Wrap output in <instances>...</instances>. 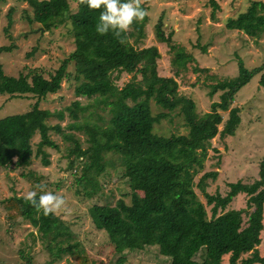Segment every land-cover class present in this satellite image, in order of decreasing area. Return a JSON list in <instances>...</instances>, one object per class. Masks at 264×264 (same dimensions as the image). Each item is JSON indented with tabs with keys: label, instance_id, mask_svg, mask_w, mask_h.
Returning a JSON list of instances; mask_svg holds the SVG:
<instances>
[{
	"label": "trees",
	"instance_id": "1",
	"mask_svg": "<svg viewBox=\"0 0 264 264\" xmlns=\"http://www.w3.org/2000/svg\"><path fill=\"white\" fill-rule=\"evenodd\" d=\"M24 1L30 7V10L21 9L26 21H35L44 29L66 25L65 31L72 35L74 47L47 77L35 67L16 75L7 74L0 62V93L10 97L36 96L28 110L0 117V166L29 164L31 155L40 156L41 163L48 164V152L43 145L58 147L49 136L48 131L53 130L69 142L63 155L66 169L76 183L74 191L92 199L87 206L88 215L93 226L101 229L112 245L117 254L116 264L125 259L132 242L155 244L159 254L168 257L170 264H220L224 254H227L226 264H264V254L257 250L264 226V153L258 161V176L250 181L228 180L225 192L205 189L207 179H214L216 170L204 171L195 183L189 170L192 163L200 164V156H203L197 147L202 148L216 133L220 136L234 133L240 119L239 107L231 105L234 94L259 71L258 83L264 85V63L247 68L238 57L235 75L219 79L212 75L215 80L207 83V92L211 96L220 90L218 99L210 101L209 110L198 115L193 99L178 92L174 78L194 57L172 41L170 30L164 31L161 14L153 23V31L155 37L167 45L172 75L157 73L159 52L155 45H136L142 36V22H135L131 27L135 32L133 41L128 40L127 33V42L121 44L111 32L103 36L97 34L95 25L99 11L90 10L79 0H75V9L70 7L69 0ZM207 2L210 16L214 17L218 0ZM12 9L10 5L6 11L4 31L12 21ZM224 26L258 36L264 30V1L249 0L244 9L226 17ZM12 47L11 42L0 44V52ZM68 64L72 66L71 72L66 69ZM121 72L131 73V78L118 86L115 80ZM69 75L74 79L75 93L93 97L95 105L108 111L104 124L77 120L78 112L85 106L75 100L64 107L73 120L65 124L46 122L50 111L38 108L37 99L55 91L61 78ZM150 99L159 107L154 114ZM174 108H178L183 117L186 133L154 132L153 123ZM224 110L227 112L223 119L220 111ZM55 113L62 117V110ZM73 130L84 132L85 145ZM35 132L38 139L32 149L30 138ZM108 152L115 154L117 167L121 168L128 184V201L118 197L113 204L100 202L99 187L87 188L83 184L85 177L94 178L106 165L114 166L113 161L105 157ZM193 185L202 192L205 203L196 197ZM137 189H141L142 194H138ZM240 192L247 194L245 206H249V210L245 220L241 216L243 207L227 206ZM1 202L7 220L32 215L42 235L49 233L53 240L57 236L69 239L72 235L57 214L43 215L22 195L11 194ZM77 246L76 241L59 243L51 253L59 256L67 252L75 262L85 263L84 253Z\"/></svg>",
	"mask_w": 264,
	"mask_h": 264
},
{
	"label": "rangeland",
	"instance_id": "2",
	"mask_svg": "<svg viewBox=\"0 0 264 264\" xmlns=\"http://www.w3.org/2000/svg\"><path fill=\"white\" fill-rule=\"evenodd\" d=\"M248 1L218 0L214 17L210 16L207 0H145L143 4L148 14L142 21V36L138 38L136 45H155L159 52V57L156 59L157 73L172 75L167 45L158 40L153 31V23L161 14L164 31L170 30L172 41L183 46L186 51H190L194 57L193 61L187 63V68L174 78L178 92L193 99L198 115L209 110L210 101L217 100L220 92L217 90L209 96L207 83L213 82L215 78L235 75L238 57L247 68L264 63V30L258 36H253L236 28L224 26L226 17L234 16L244 9ZM69 4L75 9V0H69ZM10 5H13L12 21L7 31H4L3 27L7 21L6 11ZM23 7L30 10L24 0H0V44L9 42L13 44L11 50L0 52L3 71L16 75L17 72H24L28 67H35L47 77L48 72H52L60 59L74 47L72 35L66 33V25L59 24L51 29H44L35 21L31 23L26 21L21 13ZM134 37L135 32L131 28L128 40L133 41ZM204 43L206 45L202 50L200 46ZM34 46L36 48L29 53ZM146 59H149L148 56ZM66 69L71 72V64H68ZM259 73L260 71L253 75L234 94L231 105L239 107L240 117L234 133L222 136L216 133L205 141L202 148H196L203 156H200L199 152L200 164L192 163L189 170L192 172L194 183L204 171L216 170L215 178L207 179L205 189L209 192H214L216 189L225 192L228 180L250 181L258 176V161L264 153V85L258 83ZM130 78L131 73L121 72L115 83L120 86ZM59 84L55 91L47 92L37 99L38 108L50 111L45 117L47 123L65 124L73 120L64 108L72 100L85 106L78 112L77 120L89 119L101 124L106 122L108 111L95 105L93 97L75 93L74 79L71 75L62 77ZM35 101L34 95L10 97L6 93H0V117L26 111ZM149 102L152 114L158 112L159 107L153 100L150 99ZM58 109L62 110V117L56 115ZM220 112L224 119L227 111ZM222 121L217 124L218 129ZM73 131L80 138L81 144L85 145L84 132ZM153 131L162 135L186 133L187 126L178 108H174L153 123ZM48 132L58 146L55 148L43 145L44 150L48 152V164L43 165L40 156L31 155L29 164L20 163L7 168L0 166V264H116L114 260L117 254L114 253L112 245L105 233L93 226L88 215L87 206L92 199L82 192L74 191L76 183L66 169L63 155L69 142L53 130ZM37 139L38 135L35 132L30 138L32 149ZM105 157L112 160L114 166L106 165L105 170L94 178L85 177L83 184L87 188L99 187L100 202L113 204L118 197L128 201V184L121 174V168L117 167L115 154L108 152ZM37 184L45 185L44 191L65 197L69 211L65 213L62 210L57 215L71 231L72 235L69 239L57 236L53 240L49 233L42 235L37 229L36 218L32 215L17 216L12 220H7L5 217L1 200L11 194L23 195L29 190H35ZM193 189L199 201L205 203L202 192L195 185ZM136 192L142 194L141 189H137ZM246 197L247 194L240 192L227 204L245 209L241 213L242 220H245L246 212L249 210V206H245ZM207 208L208 206L205 205L206 211ZM260 232L262 233L257 250L259 254H264V226ZM73 241L78 242L77 247L82 249L85 263L75 262L67 252H61L59 256L51 253L55 245L59 243L64 245ZM226 262L227 254H224L220 264ZM120 264H170V261L168 257L159 254L155 244L141 245L132 242L130 249L125 253V259Z\"/></svg>",
	"mask_w": 264,
	"mask_h": 264
},
{
	"label": "clouds",
	"instance_id": "3",
	"mask_svg": "<svg viewBox=\"0 0 264 264\" xmlns=\"http://www.w3.org/2000/svg\"><path fill=\"white\" fill-rule=\"evenodd\" d=\"M90 10L99 11L95 25L97 34L103 36L109 32L121 44L127 42V33L135 22H142L148 14L143 4L145 0H79ZM71 27V24H69ZM45 185L37 184L35 190H29L22 198L43 215L59 214L62 210L68 213L65 197L58 193L44 191Z\"/></svg>",
	"mask_w": 264,
	"mask_h": 264
},
{
	"label": "water",
	"instance_id": "4",
	"mask_svg": "<svg viewBox=\"0 0 264 264\" xmlns=\"http://www.w3.org/2000/svg\"><path fill=\"white\" fill-rule=\"evenodd\" d=\"M40 29L42 28V27H39ZM35 30V29H34Z\"/></svg>",
	"mask_w": 264,
	"mask_h": 264
}]
</instances>
